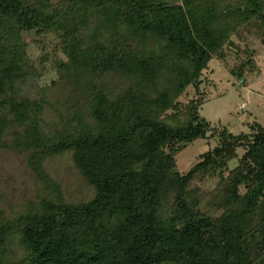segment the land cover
Listing matches in <instances>:
<instances>
[{
  "label": "trees",
  "instance_id": "trees-1",
  "mask_svg": "<svg viewBox=\"0 0 264 264\" xmlns=\"http://www.w3.org/2000/svg\"><path fill=\"white\" fill-rule=\"evenodd\" d=\"M242 35L264 0H0V264H264V125L200 111Z\"/></svg>",
  "mask_w": 264,
  "mask_h": 264
},
{
  "label": "rangeland",
  "instance_id": "rangeland-1",
  "mask_svg": "<svg viewBox=\"0 0 264 264\" xmlns=\"http://www.w3.org/2000/svg\"><path fill=\"white\" fill-rule=\"evenodd\" d=\"M30 40V50L34 58L41 54V47ZM241 45L239 50H230L225 60L214 58L209 68L204 71L201 88L206 92V100L201 107V114L208 118L213 126L227 127L237 134L248 132L249 123L259 122L264 125V44L259 40L244 37L235 38ZM253 55L260 72L251 73L245 83L237 79L232 69L249 56ZM183 100L193 97L195 89L190 87ZM241 105H244L241 108ZM218 143L217 137L200 138L189 144L177 155V170L185 173L198 160V156ZM242 155L243 150H239ZM234 161V160H233ZM233 163V162H232ZM236 161L232 165H234Z\"/></svg>",
  "mask_w": 264,
  "mask_h": 264
},
{
  "label": "built area",
  "instance_id": "built-area-1",
  "mask_svg": "<svg viewBox=\"0 0 264 264\" xmlns=\"http://www.w3.org/2000/svg\"><path fill=\"white\" fill-rule=\"evenodd\" d=\"M244 105H241V108L243 107Z\"/></svg>",
  "mask_w": 264,
  "mask_h": 264
}]
</instances>
